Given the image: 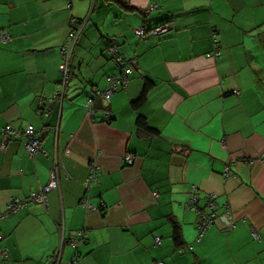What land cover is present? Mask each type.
<instances>
[{"label":"crops","instance_id":"1","mask_svg":"<svg viewBox=\"0 0 264 264\" xmlns=\"http://www.w3.org/2000/svg\"><path fill=\"white\" fill-rule=\"evenodd\" d=\"M71 1L0 0V215L61 166L47 206L0 220V264H45L59 251L61 264H264V0ZM72 17L85 20L72 79L66 98L49 102ZM167 18L169 33L134 32ZM115 43L136 65L105 103L109 120L94 121L88 96L118 73L107 50ZM146 78L153 85L135 109ZM139 115L158 132H141ZM6 125H33L42 151L30 156L26 136L5 137ZM92 163L100 173L90 186ZM192 186L217 196L200 241ZM84 196L99 209L87 211ZM81 230L88 239L75 249Z\"/></svg>","mask_w":264,"mask_h":264},{"label":"built area","instance_id":"2","mask_svg":"<svg viewBox=\"0 0 264 264\" xmlns=\"http://www.w3.org/2000/svg\"><path fill=\"white\" fill-rule=\"evenodd\" d=\"M71 5H72V1L68 0V6ZM77 20L78 19L76 18H72L71 20L72 28L68 34L67 39L65 40V42L61 47L62 62L60 63L59 67L63 75V79H62L63 81L62 83L59 84L58 90L56 91L55 95L52 98H49L48 100L49 102L58 99L64 94L66 81L68 79L69 61L73 49L76 45V42L83 29V23L81 24L79 20L78 21ZM166 29H168V26L158 28L154 31V33L155 34L163 33L164 31H166ZM135 33L137 35L143 36L145 34V31L142 28H136ZM2 38H5V35H3ZM111 50L115 52L116 47H112ZM218 50H219V45L217 42L214 57L218 56L219 54ZM118 60L121 62L122 65L125 64V60L122 56H119ZM129 72L130 69L128 68L125 70V74L123 76L118 75L117 77H113V76L109 77L108 87L105 89L103 93L100 94L101 98L104 100L105 103L110 102V98L112 94L118 89L120 85L124 87L126 86L127 73ZM42 104H44V102ZM94 105H95V101L92 99H88V108H89L88 110L91 118L96 116V113L94 112ZM107 115L108 112L106 111L103 116L106 117ZM1 133L7 138L20 137L22 135H25L27 140L24 142V147L30 156H34L39 151H42V140L44 138V133L38 132L33 125H29L24 131L21 132L12 129L11 125H6L2 128ZM125 161L127 163H133L135 161V155L128 154L125 157ZM60 169L61 166L59 162L55 161L49 182L45 186L39 188L38 190L31 192V194L24 199L15 198L11 200L7 206L6 211L0 215V220L11 216L12 214L18 212L20 209L24 208L28 204L34 202L44 204L47 206L48 194L52 190L60 187ZM229 172H230V167L227 166L224 172V177H228ZM99 173H100V168L97 166L96 163H92L89 171L88 185L91 186L93 183L98 182ZM67 178H69L68 174H67ZM216 197L217 196L215 194H209V193L205 194L204 197H201L199 188L197 186H192L188 207L194 210L198 215V222H197L198 240L202 238L206 230L209 229L216 221L218 215ZM81 204L87 211L99 209L96 206L90 204L88 196H84L82 198ZM227 214L231 216V210L229 208H227ZM87 239H88V234L86 233L85 230L78 231L70 239V245L75 249H78L81 245H83L87 241ZM155 243L156 244L160 243L159 237L155 239ZM61 259H62V255L59 251L55 253L53 256H51L46 264H60ZM68 264H71V260L69 261ZM157 264H165V263L163 261H160Z\"/></svg>","mask_w":264,"mask_h":264},{"label":"trees","instance_id":"3","mask_svg":"<svg viewBox=\"0 0 264 264\" xmlns=\"http://www.w3.org/2000/svg\"><path fill=\"white\" fill-rule=\"evenodd\" d=\"M116 1H124V0H116ZM72 18H75V17H72ZM76 19H78V18H76ZM72 20V19H71ZM79 20V22L82 24V23H84L85 22V20H83V19H78ZM77 20V21H78ZM166 26H168V29H166V31H164L163 33H169L170 32V29L171 28H173L174 26H173V24H172V22H171V20L169 19V18H167V19H164L160 24H156L154 27H151V26H148L147 24H143V25H141V26H139V27H137V28H142V29H144V31H145V34L143 35V36H140V35H137L136 33V35L138 36V37H140V38H142V39H146V36H148V34H154L155 35V33H154V31L156 30V29H158V28H162V27H166ZM70 27L72 28V22H70ZM71 28H70V30H71ZM135 29L136 28H134V32H135ZM83 30V29H82ZM70 32V31H69ZM82 32V31H81ZM69 34V33H68ZM81 34V33H80ZM159 34V33H158ZM68 37V36H67ZM67 39V38H66ZM79 39V38H78ZM77 42H78V40H77ZM77 42H76V45H77ZM63 45V44H62ZM76 45H75V47H76ZM219 45V44H218ZM62 47V46H61ZM75 47H74V49H73V52H72V55H71V58H70V61H69V67H68V79H67V81H66V87H65V91H64V94L60 97V101L62 100H64L65 98H66V90H67V88H68V85H69V83H70V81H71V79H72V75H73V69H72V58H73V55H74V50H75ZM112 47H116V51L114 52V51H111L112 53V55H113V57H114V59H115V61H116V66H117V69H118V73H116V74H113V75H110V76H108L107 77V82H108V84H107V87H108V85H109V77H117L118 75H120V76H123L124 74H125V70L126 69H130V72L129 73H127V80H128V77H129V75L133 72V67L132 66H134V65H136V57L134 56L132 59H130V58H127L123 53H121L120 52V50H119V46L115 43V44H111L108 48H107V50L109 51V50H111V48ZM119 56H122L123 58H124V60H125V64L124 65H122L121 64V62L118 60V58H119ZM60 57H61V62H62V56H61V48H60ZM60 62V63H61ZM59 66H60V64H59ZM59 71H60V67H59ZM60 74H61V76H62V79H63V75H62V73H61V71H60ZM62 81L63 80H60V82L59 83H62ZM128 82V81H127ZM127 82H126V84H127ZM152 85H153V83H152V81L149 79V78H146L145 79V81H144V84H143V89H142V93H141V95L137 98V99H135L134 101H132V106L135 108V109H138L145 101H146V99H147V95H148V93H149V91H150V89H151V87H152ZM106 87V88H107ZM121 87H123L124 88V86H122V85H120L119 87H118V89L116 90V91H118ZM126 87V86H125ZM106 88H104V89H97V88H94L93 89V87H92V89H91V92H90V95L88 96V99H92V100H94L95 101V105H94V112L96 113V116L95 117H93L92 119L94 120V121H96V120H98V119H100V120H102V121H108L109 120V116H110V112H109V110H108V108H107V106L105 105V102H104V100L101 98V96H100V94L101 93H103L104 91H105V89ZM115 91V92H116ZM114 92V93H115ZM113 93V94H114ZM112 94V95H113ZM112 97V96H111ZM111 99V98H110ZM88 101V100H87ZM106 104H108V103H106ZM45 107H46V104H42L41 105V107H40V110H42L43 111V113H45ZM102 111V114L100 115L99 114V111ZM108 112V115L106 116V117H104L103 115H104V113L105 112ZM136 123H137V125H138V127H139V130L141 131V132H144V133H146V134H149V133H157L158 132V130L157 129H152L151 127H150V125H149V123H148V121H147V119H146V117L145 116H143V115H139L138 117H137V120H136ZM12 129H14L15 131H24V130H19V129H16V128H14V127H12ZM2 131V130H1ZM6 137V136H5ZM98 177H99V175H98ZM98 181H99V179H98ZM198 230V229H197ZM208 230V229H207ZM206 230V231H207ZM160 238V237H159ZM173 238H174V240H175V242H176V245H177V247H181L182 245H181V241H182V234H181V229H180V226H179V224L177 223V222H175L174 223V230H173ZM201 240V239H200ZM200 240H198V238H197V241H200ZM160 242H161V240H160ZM160 244V243H159ZM156 245H158V244H156ZM82 246V245H81ZM78 261V257L76 258V260L74 261V260H71V264H74L75 262H77ZM161 261H163V260H161ZM158 262H160V261H158ZM157 262V263H158ZM164 262V261H163ZM156 263V264H157ZM165 263V262H164ZM46 264V263H45ZM60 264H61V262H60ZM166 264V263H165Z\"/></svg>","mask_w":264,"mask_h":264},{"label":"rangeland","instance_id":"4","mask_svg":"<svg viewBox=\"0 0 264 264\" xmlns=\"http://www.w3.org/2000/svg\"><path fill=\"white\" fill-rule=\"evenodd\" d=\"M126 162V161H125ZM127 163V162H126ZM134 163V162H133ZM128 164H132V163H128Z\"/></svg>","mask_w":264,"mask_h":264}]
</instances>
